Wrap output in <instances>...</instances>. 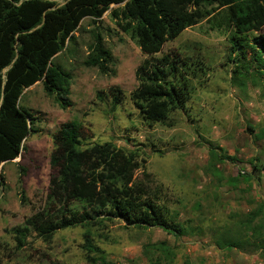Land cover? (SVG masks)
Here are the masks:
<instances>
[{
  "label": "rangeland",
  "instance_id": "374dc122",
  "mask_svg": "<svg viewBox=\"0 0 264 264\" xmlns=\"http://www.w3.org/2000/svg\"><path fill=\"white\" fill-rule=\"evenodd\" d=\"M228 33L203 21L164 46L157 57H189L208 70L193 81L186 112L177 111L165 123L150 125L132 98L139 86L135 72L147 57L110 12L100 22H82L75 41L55 58L72 75V106L61 109L41 83L25 91L20 101L36 115L39 132L24 142L21 157L0 168V264H89L82 227L59 231L49 242L32 232L21 249L13 232L48 207L55 137L74 120L82 127V147L112 143L135 153L143 163L138 179L153 191L160 190L173 215L188 228V235L180 238L160 228L138 229L118 220L92 228L93 242L109 264H151L144 251L161 242L175 249L172 264H262L259 254L218 246L222 237L234 233L242 215L264 204V90L250 84L242 92L232 84ZM96 34L112 54L110 69L115 75L85 64ZM212 151L232 160L220 163ZM243 177L261 180L255 178L249 188ZM191 229L200 231L192 234Z\"/></svg>",
  "mask_w": 264,
  "mask_h": 264
},
{
  "label": "trees",
  "instance_id": "16d2710c",
  "mask_svg": "<svg viewBox=\"0 0 264 264\" xmlns=\"http://www.w3.org/2000/svg\"><path fill=\"white\" fill-rule=\"evenodd\" d=\"M57 1L0 0V168L21 157L26 150L24 142L39 132L36 115L20 105L25 91L41 83L61 109L72 106V75L56 64L55 58L75 41L84 20L100 22L107 12L147 57L135 72L139 86L132 98L150 125L165 123L177 111L186 112L193 81L208 70L204 63L189 57H157L168 42L203 21L211 29L229 32L232 84L242 92L250 84L264 90V35L260 34L264 30V0ZM112 63L111 52L96 34L86 66L115 75ZM81 129L80 122L74 120L55 137L48 207L13 229L18 249L26 246L32 232L49 242L59 231L82 227L86 229L87 262L109 264L92 239V228L105 223L118 220L138 229L160 228L176 238L188 235L187 224L173 215L162 192L138 179L143 163L135 153L112 143L84 148ZM211 154L220 163L229 159L214 151ZM255 178L261 180L243 177L249 188ZM21 201L25 203L24 196ZM190 231L196 234L200 230ZM220 240L221 250L259 254L264 264V204L242 215L234 233ZM144 254L151 264H172L177 256L166 242L145 249Z\"/></svg>",
  "mask_w": 264,
  "mask_h": 264
}]
</instances>
